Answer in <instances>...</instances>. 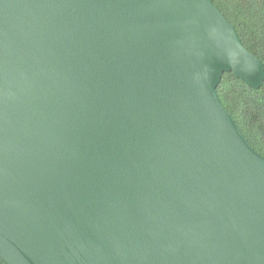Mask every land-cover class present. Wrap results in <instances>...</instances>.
<instances>
[{
  "label": "water",
  "instance_id": "obj_1",
  "mask_svg": "<svg viewBox=\"0 0 264 264\" xmlns=\"http://www.w3.org/2000/svg\"><path fill=\"white\" fill-rule=\"evenodd\" d=\"M229 71L264 82L212 0H0L1 259L264 264Z\"/></svg>",
  "mask_w": 264,
  "mask_h": 264
},
{
  "label": "trees",
  "instance_id": "obj_2",
  "mask_svg": "<svg viewBox=\"0 0 264 264\" xmlns=\"http://www.w3.org/2000/svg\"><path fill=\"white\" fill-rule=\"evenodd\" d=\"M212 1L233 24L243 45L264 64V0ZM217 92L245 137L264 156V82L255 89L232 71L224 72ZM0 264L7 263L0 257Z\"/></svg>",
  "mask_w": 264,
  "mask_h": 264
}]
</instances>
